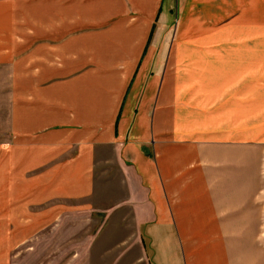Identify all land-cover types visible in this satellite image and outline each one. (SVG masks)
<instances>
[{
    "label": "crops",
    "instance_id": "obj_1",
    "mask_svg": "<svg viewBox=\"0 0 264 264\" xmlns=\"http://www.w3.org/2000/svg\"><path fill=\"white\" fill-rule=\"evenodd\" d=\"M168 1H0L12 205L33 207L34 228L80 213L94 205L98 163L113 161L144 264H264V140L232 134L182 89L190 74L177 71L199 59L183 53L200 45L166 42ZM203 1L207 23L219 0ZM262 3L237 0V22L258 25ZM210 26L211 38L229 30Z\"/></svg>",
    "mask_w": 264,
    "mask_h": 264
},
{
    "label": "rangeland",
    "instance_id": "obj_2",
    "mask_svg": "<svg viewBox=\"0 0 264 264\" xmlns=\"http://www.w3.org/2000/svg\"><path fill=\"white\" fill-rule=\"evenodd\" d=\"M170 2L172 23L167 26L166 42L179 36L185 43L193 36L198 37L196 45H200L196 51L183 53L188 57L190 53L198 55L199 59L191 65H181L177 71L185 77L190 74L182 89L191 91V101L197 96V103L198 97L204 96L206 105L201 109L222 111L219 114L227 116L232 134L250 133L251 140H259V136L264 140V3L258 11L259 24L244 26L237 22V0H219L211 6L216 15L207 23L203 18L207 17L208 7L203 0H169L166 6ZM226 22L229 30L223 36L211 38L206 34L210 25L218 28ZM194 23H199L198 27ZM180 29L182 33L178 35ZM192 30L199 32L192 34ZM162 52L171 54L169 49ZM8 61L0 59V142L10 136L12 64ZM113 156L112 150L102 155ZM3 158L0 155V264H144L118 163H98L94 205H85L80 213L61 215L52 224L34 228L26 225L33 207L12 205L11 194L15 199L20 193L13 192L10 157Z\"/></svg>",
    "mask_w": 264,
    "mask_h": 264
}]
</instances>
